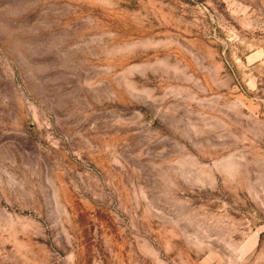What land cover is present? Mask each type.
Here are the masks:
<instances>
[{
  "label": "rangeland",
  "instance_id": "rangeland-1",
  "mask_svg": "<svg viewBox=\"0 0 264 264\" xmlns=\"http://www.w3.org/2000/svg\"><path fill=\"white\" fill-rule=\"evenodd\" d=\"M0 264H264V0H0Z\"/></svg>",
  "mask_w": 264,
  "mask_h": 264
}]
</instances>
